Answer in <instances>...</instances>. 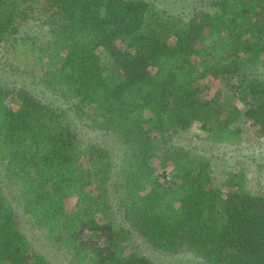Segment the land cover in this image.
Here are the masks:
<instances>
[{"label": "trees", "instance_id": "1", "mask_svg": "<svg viewBox=\"0 0 264 264\" xmlns=\"http://www.w3.org/2000/svg\"><path fill=\"white\" fill-rule=\"evenodd\" d=\"M185 1L0 0V264H56L20 216L57 264H264V188L177 141H264V0Z\"/></svg>", "mask_w": 264, "mask_h": 264}, {"label": "rangeland", "instance_id": "2", "mask_svg": "<svg viewBox=\"0 0 264 264\" xmlns=\"http://www.w3.org/2000/svg\"><path fill=\"white\" fill-rule=\"evenodd\" d=\"M157 3L168 7L171 11H179L188 3L185 0H155ZM162 2H164L162 4ZM22 81V80H21ZM21 83V82H20ZM214 84L209 87L208 94L211 96L216 92ZM39 88H37L38 90ZM87 140L108 142L109 136L102 132H85ZM177 141L183 145L194 146L195 149L211 158L217 172L233 168L235 164L244 165L248 171L250 182L254 190L264 188V141L260 145H249L235 143L229 139L214 140L203 131L200 124L194 122L188 132L181 133ZM233 166V167H232ZM263 177V178H261ZM21 226L24 232L32 239L34 245L53 262L58 263L60 256L48 249L45 241L38 239V232H34L27 220L20 216ZM38 235V236H37ZM138 250L150 256L157 264H207L199 257L191 253H180L178 255H165L155 250L150 244L139 241Z\"/></svg>", "mask_w": 264, "mask_h": 264}]
</instances>
